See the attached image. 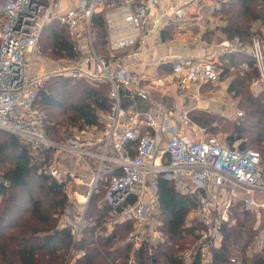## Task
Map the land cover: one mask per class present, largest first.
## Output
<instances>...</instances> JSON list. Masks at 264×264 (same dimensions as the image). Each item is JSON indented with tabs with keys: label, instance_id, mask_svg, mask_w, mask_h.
I'll return each mask as SVG.
<instances>
[{
	"label": "built area",
	"instance_id": "1",
	"mask_svg": "<svg viewBox=\"0 0 264 264\" xmlns=\"http://www.w3.org/2000/svg\"><path fill=\"white\" fill-rule=\"evenodd\" d=\"M227 2L0 0V130L29 146L37 159L44 151H54L46 173L67 196L68 204L56 218L59 228L69 229L73 237L65 264H76L85 255L75 247L91 225L88 212L93 198L100 194L103 198L98 208L110 210L102 226L106 236L119 225L132 224L124 240V245L133 248L128 264H138L141 248L148 247L152 253L162 244L157 187L161 175L174 182L182 194L197 200L191 216L197 217L195 226L201 231L195 245L182 255L185 264H191L195 256L201 264L213 263L214 252L223 245L224 228L232 224L239 204L251 213L264 210V166L259 152L242 151L231 147L224 136L209 135L188 111L175 114L161 108H136L149 102L153 94L171 96L192 85L197 91L190 97L200 102L202 87L221 83L219 62L179 58L171 62L172 71L167 75H140L129 70L141 60L153 34L161 37L169 29L174 34L199 29L197 41L202 42L207 25L220 16ZM97 13L103 14L108 27V57L95 48L92 21ZM56 22L66 27L76 57L63 60L65 67L47 73L41 39ZM254 32L250 44L240 37L221 38L217 47L222 55L250 56L259 73L252 85L264 90V33ZM50 77L109 86L112 107L99 115L100 126L79 129L61 143L49 140L38 101ZM125 98L134 109L123 106ZM230 106L237 109L238 102L234 100ZM243 116L237 110L236 119ZM66 158L74 159L79 170L62 169ZM80 170H85L87 177ZM102 227L96 236L102 235ZM252 250L262 254L264 240L257 238Z\"/></svg>",
	"mask_w": 264,
	"mask_h": 264
},
{
	"label": "trees",
	"instance_id": "2",
	"mask_svg": "<svg viewBox=\"0 0 264 264\" xmlns=\"http://www.w3.org/2000/svg\"><path fill=\"white\" fill-rule=\"evenodd\" d=\"M220 17L226 23L224 32L229 38L240 37L250 44L256 35L253 25L258 23L264 27V0H228ZM92 31L95 46L104 45L107 51L108 30L102 13L94 16ZM44 33L47 34L44 36ZM44 33V39H41L43 50L45 47L50 49L55 57L62 60L76 57L66 27L56 22ZM173 35V29L165 30L162 39L171 41ZM208 38L213 40L208 36L205 40ZM218 66L222 70L221 81H231L228 93L239 101L238 108L244 112L243 118L228 123L224 118L213 117L201 110L192 111L189 115L208 132L226 131V141L231 147L259 152L264 166V90L254 93L251 89L252 81L259 78L255 62L248 55L232 54L223 56ZM171 71L172 66H169L167 72ZM55 79L42 88L38 101L44 114L48 108L53 110L49 122L45 114V131L49 140L63 142V139L56 141L53 138H62L60 126L65 121L79 129L100 126L99 115L109 112L112 107L110 87L86 81L73 84L61 77ZM71 85L76 88H71ZM123 106L128 109L132 104L125 98ZM55 109L57 114H53ZM1 132L9 138L0 137V164L8 166L0 170V264H64L73 237L69 229L59 228L56 218L66 208L67 196L56 180L46 173L54 151H44L37 159L29 146L11 134ZM7 157L12 159L8 163ZM157 187L159 230L164 241L152 253L148 247L141 248L137 254L138 264H185L182 255L195 245L201 231L199 225L187 224V217L197 208V200L182 194L164 175L158 178ZM102 198L100 194L92 200L88 212L91 225L75 247L85 255L76 264H128L132 256V246L124 245L132 224L119 225L110 236H106L102 226L110 210L98 208ZM242 209L241 204L234 209L235 222L225 226L222 248L214 252L212 264H264V253L247 255L248 249L264 233V214L258 220L254 214ZM101 227L102 235L96 236ZM191 264H201L200 257L195 256Z\"/></svg>",
	"mask_w": 264,
	"mask_h": 264
},
{
	"label": "crops",
	"instance_id": "3",
	"mask_svg": "<svg viewBox=\"0 0 264 264\" xmlns=\"http://www.w3.org/2000/svg\"><path fill=\"white\" fill-rule=\"evenodd\" d=\"M216 19V20H215ZM213 19L212 24H208V37H213V40L205 41H197L198 30L194 29L193 33H181L178 31L173 35V39L168 42H164L161 37L153 34L148 39V43L146 46V50L140 61L136 62L129 70L135 72L137 74L144 75H167V69L171 66V62L176 61L179 58H206L211 61L220 62L223 56L232 55V54H224L222 55L221 50L217 47L218 41L221 38L232 39L229 38L228 35L224 32L226 27V23L223 22L220 16ZM199 25L201 24L198 23ZM197 32L194 35V32ZM239 54V53H233ZM164 61V62H163ZM162 72V73H161ZM231 81H221L220 84L215 86L217 89L212 91H207L205 88L208 86H204L201 89L202 100L200 102H195V100L191 99V95L197 91V86L192 85L184 91H180L175 93L174 95L169 96H159L153 94L149 102L143 105H136L137 110L142 111L143 109H155L161 108L166 111H172L175 114L183 112V111H212L216 104L215 101L220 100L223 96V100L231 98V95L228 93ZM231 101H234V99ZM230 106V104H229ZM226 107V112L231 111L232 107ZM131 108L134 109L133 105ZM62 169H71L76 168L77 164L74 159L66 158L62 164ZM82 174L85 176L87 172L85 170H80ZM87 177V176H86Z\"/></svg>",
	"mask_w": 264,
	"mask_h": 264
},
{
	"label": "rangeland",
	"instance_id": "4",
	"mask_svg": "<svg viewBox=\"0 0 264 264\" xmlns=\"http://www.w3.org/2000/svg\"><path fill=\"white\" fill-rule=\"evenodd\" d=\"M106 26H107V24H106ZM253 29L254 30H256V31H258L259 33H261V34H263L264 33V27H260V25L258 24V23H255L254 25H253ZM107 30H108V27H107ZM198 31H200V30H198ZM195 33H197V32H195ZM45 34H47V33H44V36H45ZM207 34H208V31H206L205 33H204V35H203V37H202V39H205L206 38V36H207ZM43 39H44V37H43ZM42 39V40H43ZM95 39V38H94ZM245 43H247L248 44V42H246V41H244ZM101 46V45H100ZM100 46H98V47H96L95 46V48H96V50H97V52H98V54L99 55H101V56H104V57H108L110 54H109V52H108V50L106 51V49H107V47H106V49H105V46L104 45H102V47H100ZM43 47H44V43L42 42V45H41V48H42V50H43ZM45 50H43L44 51V55H45V57H47V63H45V65H44V67H45V72H47V73H52V72H54V71H56L57 69H59V68H63V67H65V65H64V61L62 60V59H60V58H57V57H55L51 52H50V49H47L46 47L44 48ZM56 79H55V77H50V79H48L47 81H46V83L44 84V88H46L47 86H46V84L47 83H53V81H55ZM254 81V80H253ZM252 81V82H253ZM72 86V85H71ZM71 88H76V87H71ZM207 91H212V92H214L217 88L215 87V86H212V85H208V87H206L205 88ZM251 89H252V91L254 92V93H257V92H260V89L259 88H256V87H253V85H252V87H251ZM262 90V89H261ZM221 98H223V96L221 97ZM221 98H219L220 100H218V101H215V104H216V106H215V108L214 109H211L212 111H205L206 113H208V114H210L211 116H213V117H220V118H224V119H226L227 120V122L229 123H233L235 120H237L236 119V112H237V110L238 111H242L241 109H239L238 108V106H237V109H235V108H230V106H229V104H231V98H232V100H233V97L231 96V98H229V99H226V100H223V99H221ZM237 102H238V104H239V101L238 100H236ZM229 106V108L231 109V111H228V112H226L227 111V109H225L226 107H228ZM45 111V114H46V116L48 117V122L50 121V119L51 118H49L50 117V112L52 113L53 112V110L52 109H47V110H44ZM57 110L55 109L54 110V113L53 114H57ZM243 112V111H242ZM244 113V112H243ZM68 118V117H67ZM60 120L61 121H63V119H58L57 121H59L60 122ZM65 120H67V119H65ZM57 121H54L55 123L57 122ZM70 124H69V121H65L63 124H62V126H60V133H59V135L60 136H62V138H57V137H52L53 139H55L56 141H62V139H63V141H65V140H67L68 138H70V137H72L78 130H79V128L78 127H72V126H69ZM208 134L209 135H221V136H224V137H226V131H224L223 129L222 130H219V132H216L215 130H212V131H209L208 132ZM10 135V134H9ZM13 136V135H12ZM0 137H2V139H7V138H9L6 134H4V133H0ZM15 137V136H14ZM15 138H17V137H15ZM18 139V138H17ZM22 144H23V142L20 140V139H18ZM10 160H12L11 158H6V163H8ZM8 166L6 165V164H0V170H2V169H4V168H7ZM39 196V195H38ZM242 210H245V209H242ZM252 214H254L256 217H257V219L259 220V219H262V217H263V214H264V210H260L258 213H252ZM198 222V219H197V217H195V215H193V216H191V213L189 214V216L187 217V224L188 225H194L195 226V224ZM235 222V220H234V217L232 216V224ZM258 238H262L263 240H264V233L263 234H261ZM190 240H191V238H190ZM194 243H195V240L193 241ZM192 247H190V249H191ZM189 250V249H188ZM187 250V251H188ZM70 251V247L68 248V250H67V253ZM252 246L248 249V251H247V255H251V254H253L252 253ZM264 253V252H263ZM68 255V254H67ZM67 255H66V258H67ZM66 258H65V262H66ZM65 262H64V264H65Z\"/></svg>",
	"mask_w": 264,
	"mask_h": 264
}]
</instances>
